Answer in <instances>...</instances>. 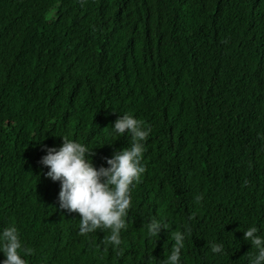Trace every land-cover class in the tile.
<instances>
[{"label": "trees", "instance_id": "trees-1", "mask_svg": "<svg viewBox=\"0 0 264 264\" xmlns=\"http://www.w3.org/2000/svg\"><path fill=\"white\" fill-rule=\"evenodd\" d=\"M124 114L152 129L147 171L121 245L105 249L108 231L80 236V215L59 208L41 160L63 136L107 167L131 144L111 134ZM151 219L170 229L150 237ZM253 223L264 224V0H0V231L19 229L28 264H159L186 226L182 264H248Z\"/></svg>", "mask_w": 264, "mask_h": 264}, {"label": "clouds", "instance_id": "clouds-1", "mask_svg": "<svg viewBox=\"0 0 264 264\" xmlns=\"http://www.w3.org/2000/svg\"><path fill=\"white\" fill-rule=\"evenodd\" d=\"M111 126L113 136H128L131 144L107 158V167L97 168L94 165V148L78 139L63 136H60L63 138L62 146L47 148V154L41 160V164L48 168L46 177L60 183L59 208L80 215V236L108 231L110 234L102 240L105 249L108 246L119 248L122 243L121 233L129 227L127 217L132 208L133 190L147 171L143 161L147 141L152 133L150 126L131 114L119 116ZM202 200L203 196L196 197L197 202ZM162 228L170 229L169 223L163 219H151L147 224V234L159 237ZM262 228L264 224L258 226L253 223L243 231L244 241L255 250L248 255V264H264ZM191 233L190 226L182 231H172L174 246L159 264H182V251ZM0 252L5 256L0 264H28L24 257L31 255V251L24 248L21 233L15 225L0 231ZM211 252L224 254V243H213Z\"/></svg>", "mask_w": 264, "mask_h": 264}]
</instances>
